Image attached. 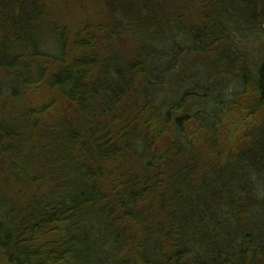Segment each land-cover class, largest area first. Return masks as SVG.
<instances>
[{
  "label": "trees",
  "instance_id": "16d2710c",
  "mask_svg": "<svg viewBox=\"0 0 264 264\" xmlns=\"http://www.w3.org/2000/svg\"><path fill=\"white\" fill-rule=\"evenodd\" d=\"M46 1L0 0V264H264V55L234 43L262 0H199L200 25L194 0H100L112 28L79 32Z\"/></svg>",
  "mask_w": 264,
  "mask_h": 264
},
{
  "label": "rangeland",
  "instance_id": "374dc122",
  "mask_svg": "<svg viewBox=\"0 0 264 264\" xmlns=\"http://www.w3.org/2000/svg\"><path fill=\"white\" fill-rule=\"evenodd\" d=\"M194 2L196 3V6L194 7L193 4V7L188 8L192 10L190 19L194 22V24L200 25L202 23L201 11L199 10L201 6L199 4V0H194ZM261 2L262 3H260L258 7L261 12L256 14L258 20L256 22L250 21L248 19L243 20V34H236L234 39V43L240 46L239 51L243 53V59L246 60V62H250L251 64H258L264 55V21H261L264 19V0ZM46 4L52 10L55 20H57L59 24L69 27L73 32H79L86 26L93 27L97 24L105 25L107 22L112 28V22L106 20L107 17L104 13L103 5L100 3V0H47ZM104 37L105 35L99 34L98 39L102 41ZM136 42L137 40L133 38L132 32L130 30H125L120 36L117 37V39H115L113 42V47L115 48L119 46L126 51H130V54H133ZM39 61L43 63V59H39ZM165 83V88L174 85L173 81H166ZM237 85L238 82L236 79L227 77V79L220 86H222L221 89H226L227 93H229V89L233 90L235 87H237ZM170 93L176 92L170 91ZM53 95L54 94L50 93L46 89H40L27 94L22 103L18 104L16 101H12V104L15 105V109H20L21 107L27 108V105L50 103L52 102ZM236 98L237 101L228 104L230 105V112L232 111L231 114L228 116L222 115L220 124L217 126L216 131L218 135L216 137L215 145L218 152L222 151V153H226L230 149L232 137L235 138V141H238L241 138L242 131L239 130L230 132L231 125L228 124H230V116L233 115L234 117L235 115L245 114V112L242 111V107L244 106L246 108L249 102H247L242 97L239 98L237 96ZM54 101L58 102V108L63 110L62 112H67V106L64 104L63 100L56 98ZM66 116L70 117L69 115ZM202 134L204 136L206 135V138L201 141L199 148L201 149L202 154H204L203 157L206 158L209 156L208 150L210 148L209 144L206 142L209 140L211 132L204 131ZM127 164L131 167L135 166V162H133L131 159L127 160ZM41 184L42 183L37 184L39 185L38 188L41 191L45 190L51 185L47 184L46 186H43ZM132 229L133 233H135V229Z\"/></svg>",
  "mask_w": 264,
  "mask_h": 264
}]
</instances>
